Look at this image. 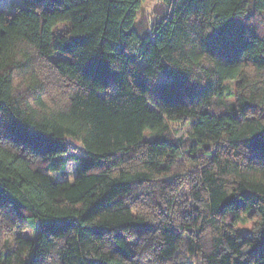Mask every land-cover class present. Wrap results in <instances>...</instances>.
<instances>
[{"label":"trees","instance_id":"trees-1","mask_svg":"<svg viewBox=\"0 0 264 264\" xmlns=\"http://www.w3.org/2000/svg\"><path fill=\"white\" fill-rule=\"evenodd\" d=\"M160 1L0 0V264H264V0Z\"/></svg>","mask_w":264,"mask_h":264},{"label":"rangeland","instance_id":"rangeland-1","mask_svg":"<svg viewBox=\"0 0 264 264\" xmlns=\"http://www.w3.org/2000/svg\"><path fill=\"white\" fill-rule=\"evenodd\" d=\"M20 0H14V2H19ZM165 6L160 0H143L142 6L138 12V26L140 28H148L150 27L152 21L156 19L157 17H160L165 12ZM57 57L55 56L54 59ZM228 84L235 86V82L228 81ZM113 89H115V86H113ZM233 99H229V102H233ZM175 136L178 140H185L189 136L190 132V126L186 125H178V124H172L171 125ZM147 138L154 137V134H147ZM66 158V171L68 174V179L74 180V177L77 173L78 164L80 162V159L83 157L82 152L71 149L69 153H67V156H64ZM180 162L186 163V158H180ZM188 165V166H186ZM186 167L190 168L189 164L186 163ZM53 175L56 178L61 177V172H54ZM23 232L25 235H31L30 230L23 229ZM198 263V260L196 261Z\"/></svg>","mask_w":264,"mask_h":264}]
</instances>
